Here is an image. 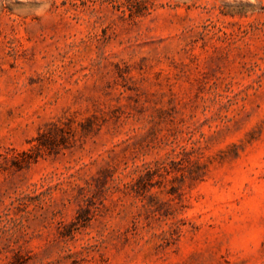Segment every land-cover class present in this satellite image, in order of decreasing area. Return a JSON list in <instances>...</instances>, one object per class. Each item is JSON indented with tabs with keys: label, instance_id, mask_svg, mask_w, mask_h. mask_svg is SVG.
<instances>
[{
	"label": "rangeland",
	"instance_id": "1",
	"mask_svg": "<svg viewBox=\"0 0 264 264\" xmlns=\"http://www.w3.org/2000/svg\"><path fill=\"white\" fill-rule=\"evenodd\" d=\"M0 264H264V0H0Z\"/></svg>",
	"mask_w": 264,
	"mask_h": 264
}]
</instances>
